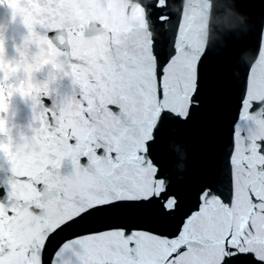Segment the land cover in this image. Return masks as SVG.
Returning a JSON list of instances; mask_svg holds the SVG:
<instances>
[{"label": "snow or ice", "instance_id": "6c2138e0", "mask_svg": "<svg viewBox=\"0 0 264 264\" xmlns=\"http://www.w3.org/2000/svg\"><path fill=\"white\" fill-rule=\"evenodd\" d=\"M31 4L15 67L0 27V111L20 96L33 127L20 154L0 125V264H48L65 231L79 234L51 264H264V10L254 61L230 90L228 151L185 191L159 149L186 158L179 133L212 88L207 36L247 17L237 0H130L126 29L75 20L60 0Z\"/></svg>", "mask_w": 264, "mask_h": 264}, {"label": "water", "instance_id": "95a60500", "mask_svg": "<svg viewBox=\"0 0 264 264\" xmlns=\"http://www.w3.org/2000/svg\"><path fill=\"white\" fill-rule=\"evenodd\" d=\"M6 2L7 0H5V2L2 5H0V21H1V17L3 14L4 8H5Z\"/></svg>", "mask_w": 264, "mask_h": 264}]
</instances>
